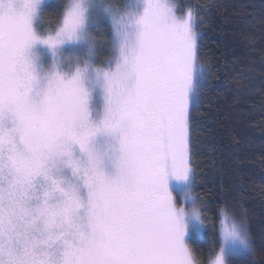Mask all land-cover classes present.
Returning a JSON list of instances; mask_svg holds the SVG:
<instances>
[{
  "label": "snow or ice",
  "instance_id": "1",
  "mask_svg": "<svg viewBox=\"0 0 264 264\" xmlns=\"http://www.w3.org/2000/svg\"><path fill=\"white\" fill-rule=\"evenodd\" d=\"M203 23L175 0H0V264H198L170 181L196 173ZM228 221L210 264L239 254Z\"/></svg>",
  "mask_w": 264,
  "mask_h": 264
},
{
  "label": "trees",
  "instance_id": "2",
  "mask_svg": "<svg viewBox=\"0 0 264 264\" xmlns=\"http://www.w3.org/2000/svg\"><path fill=\"white\" fill-rule=\"evenodd\" d=\"M200 11L201 59L208 76L191 131L194 193L205 224L189 243L205 264L220 246L221 209L247 219L254 255L264 264V0H190Z\"/></svg>",
  "mask_w": 264,
  "mask_h": 264
},
{
  "label": "clouds",
  "instance_id": "3",
  "mask_svg": "<svg viewBox=\"0 0 264 264\" xmlns=\"http://www.w3.org/2000/svg\"><path fill=\"white\" fill-rule=\"evenodd\" d=\"M181 184L180 191V201L186 205L187 219L189 230L195 231L197 235H203L205 229L201 220H203V212L200 204L198 203L195 195H193L192 182H178ZM197 215L200 219H197ZM221 220L225 216L229 218V224L233 221L236 222L238 235L235 238H229L225 245V251L228 254L232 252H237L239 254H251L252 252V242L250 233H246L244 228L243 217H236L231 214L227 209H222L220 212ZM222 224L219 230L220 244L224 243L222 237Z\"/></svg>",
  "mask_w": 264,
  "mask_h": 264
},
{
  "label": "rangeland",
  "instance_id": "4",
  "mask_svg": "<svg viewBox=\"0 0 264 264\" xmlns=\"http://www.w3.org/2000/svg\"><path fill=\"white\" fill-rule=\"evenodd\" d=\"M104 3L106 4H112V5H115L117 7H120L122 6L123 4H125L127 2V0H103ZM175 2L178 4V5H185V4H190L192 5L191 1L190 0H175ZM48 25V21L45 22V27H47ZM105 38L106 39H109L110 37H108V31L109 29L107 28V25H105ZM105 59H107V57L105 56L104 57ZM201 62L205 65V67L207 68L208 70V63H206L205 61H203L201 59ZM207 76H208V71H207ZM170 186H171V190L172 192L174 193L175 197H176V200L177 202L180 201V191H181V184L178 183L177 181L175 180H171L170 181ZM194 187V180L192 182V188ZM193 195H195L194 193V189H193ZM199 203V202H198ZM221 228V227H220ZM192 236H201V235H197L195 233V231H192V230H189V234H188V237L187 239L189 240ZM213 257H211L205 264H210V260L212 259ZM232 258V256L230 257V259ZM198 264H202L200 263L198 260H197Z\"/></svg>",
  "mask_w": 264,
  "mask_h": 264
}]
</instances>
